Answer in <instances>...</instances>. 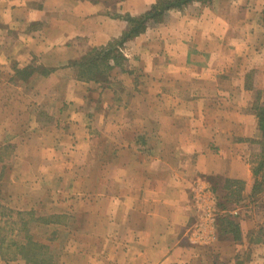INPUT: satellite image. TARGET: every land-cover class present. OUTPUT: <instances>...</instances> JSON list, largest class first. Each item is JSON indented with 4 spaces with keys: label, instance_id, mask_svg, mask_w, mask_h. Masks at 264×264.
<instances>
[{
    "label": "crops",
    "instance_id": "crops-1",
    "mask_svg": "<svg viewBox=\"0 0 264 264\" xmlns=\"http://www.w3.org/2000/svg\"><path fill=\"white\" fill-rule=\"evenodd\" d=\"M250 1L170 9L125 43L132 68L112 73L129 79V99L111 106V124L130 126V136H48L53 128L22 123L20 108L8 114L2 96L0 203L51 211L43 242L57 245L55 264H202L203 245L226 264H264V172L257 190L252 173L261 137L255 108L264 107V0ZM153 2L0 0V89L27 85L17 71L36 65L49 72L39 81L67 75V90L77 92L65 98L75 106L68 123L85 133L86 92L96 85L73 77L69 64L118 38L122 17ZM233 187L239 203L229 200ZM206 188L216 207L217 198L230 204L236 234L226 228L215 238L223 214L211 236L193 234L198 222L208 227L195 207ZM73 210L82 221L74 229ZM0 264L27 263L0 254Z\"/></svg>",
    "mask_w": 264,
    "mask_h": 264
},
{
    "label": "rangeland",
    "instance_id": "rangeland-1",
    "mask_svg": "<svg viewBox=\"0 0 264 264\" xmlns=\"http://www.w3.org/2000/svg\"><path fill=\"white\" fill-rule=\"evenodd\" d=\"M249 3L256 4V0H251ZM124 47L125 45L122 47V54L125 57V54L123 52ZM119 63V69L121 70V72L128 71L129 69L131 70L132 68H129L126 57L124 60H120ZM30 72L31 74H20V79H22V81L27 85H22L20 88L11 90H7L5 88L0 89V102L3 100V98L6 97H8V100H11V108L8 109V114L10 113L11 115H15L16 112H20L18 109L20 108V110H22L20 114V120L22 121V123L27 124V120L31 121L34 119L38 123L37 125H34V127L36 128L38 127L39 129H49L52 127L53 130L49 131L50 134L48 136H80L79 134L81 133L82 135L84 134V136H94L93 139H96V136H130L134 134L131 127L128 125H124L121 130H117L115 125L113 126L111 124V121L113 120L111 106L116 105L119 102L123 103L129 99V93L126 88L130 81L129 79L126 80L127 78L123 79L122 76L119 75V73L114 71L115 73H117L114 74L112 73L113 70H111L107 73L106 76L102 78L105 81H102L101 83H94L93 86L96 85V88H90L86 92L87 95L85 97V105L89 110L87 112L85 111L84 113L85 115H88L84 119L85 123L87 124H85L84 133L83 131L81 132V130L78 129H74L71 131L72 126L68 123V116H70L71 114L70 111L73 112V108L75 106H72L71 104L69 105V103H67L69 99L65 98L69 94L71 96H74L77 92L76 89H72L74 91L67 90L65 82V78L67 77V75L63 76V78H55L53 81L46 82V78L45 80L39 81L36 77L46 75L47 71L45 68L41 67L40 65H36L31 69L29 68L28 73ZM72 74L73 77H75L74 70ZM134 75H137L139 77V73H136ZM138 77L135 76L136 83L138 81ZM97 87L101 88V92L102 90L104 91L107 89V92L110 93L102 98ZM103 100H106L108 102V110L106 111V113L102 112V110L100 111ZM100 116L104 117V120H102ZM114 117H116L115 114ZM8 127L11 128V130H13V128H16L14 124L8 125ZM119 130L120 132H118ZM115 132L119 134L116 135ZM254 151L256 152V150ZM7 156H9V151L7 152ZM11 161L12 160L5 157V168L11 167ZM92 161V164H94L95 160ZM233 192L234 193L231 194L232 196L231 198L229 197V200H235L236 202H238V188L233 187ZM221 202H224L225 206L228 207L227 209L230 208V204H228L226 201L222 199ZM1 208H4L5 210H2ZM21 209L22 208H11L9 206L6 207L0 203V227L1 233L6 237V242H10L11 240H19L22 237L30 235L34 238V241L44 245L45 243L43 242V237L48 234V231L45 230L43 226L50 219H55L54 217L51 218V211L43 206H37L35 208L30 207L26 209L23 208V210ZM227 209L221 210L218 207L217 214H227ZM256 210L257 209H255L254 211ZM17 211L29 212L30 215L22 214L19 216L16 214ZM254 213L255 212L251 210V213L250 215H248V217L253 216ZM1 215H3V217ZM81 225L82 221L79 214L74 212L73 210L71 213L70 227L74 229L79 228ZM222 233L223 232L219 233L218 235L216 233L215 238H218L219 240L223 239L224 234L222 235ZM230 234L234 235V232H231ZM207 246L208 245H203L199 248L202 264H226L224 258H222L221 260V258H219V254H212L210 252L211 250ZM57 251V245L52 246L51 242L50 247L47 248V252L53 257L54 261L57 260L56 258L58 257ZM246 252L241 256V261L247 260Z\"/></svg>",
    "mask_w": 264,
    "mask_h": 264
},
{
    "label": "trees",
    "instance_id": "trees-1",
    "mask_svg": "<svg viewBox=\"0 0 264 264\" xmlns=\"http://www.w3.org/2000/svg\"><path fill=\"white\" fill-rule=\"evenodd\" d=\"M195 1L204 4L209 3L211 0H154L150 7L143 13L136 16L124 15L122 18L126 21L127 25L118 38L105 45L91 48L79 60H75L69 64V67H72L75 71L76 79L83 82L93 83H101L102 81H105L102 78L114 68H120V60L125 59L122 54V47L127 41L143 33L149 23L161 21L166 11L170 9H180ZM28 69L29 68L21 69L17 71V74L19 76L20 74H31V72L28 73ZM48 73L47 70L46 74ZM255 112L258 118L259 129L261 131V137L256 142L258 151L256 152V158L252 165V173L255 177L254 190H257L263 184L264 107L259 106L255 108ZM218 207L221 210L228 208L225 206L224 202H221L217 198V208ZM1 209L5 210L4 208ZM16 214L20 216L22 214H29V212L17 211ZM1 216L3 217V215ZM234 227L235 225L232 224V221L227 218V214H223L218 218L216 227L217 235L219 234L218 231L221 233L226 228V231H233L236 234V230L233 229ZM33 239L32 236L28 235L19 240L6 242V237L1 233L0 227V254L8 259L21 257L27 264H55L53 257L47 252V245L40 244Z\"/></svg>",
    "mask_w": 264,
    "mask_h": 264
},
{
    "label": "built area",
    "instance_id": "built-area-1",
    "mask_svg": "<svg viewBox=\"0 0 264 264\" xmlns=\"http://www.w3.org/2000/svg\"><path fill=\"white\" fill-rule=\"evenodd\" d=\"M201 191L202 192L200 198L198 199V194L195 198V207L198 211V217L203 216L206 218V224L208 225V227L202 222H198L192 227L193 234L201 235L205 233L206 230L207 235L211 236L214 229V218H216L217 215L216 201L211 190L206 188Z\"/></svg>",
    "mask_w": 264,
    "mask_h": 264
}]
</instances>
